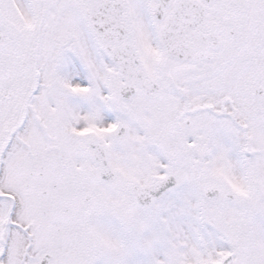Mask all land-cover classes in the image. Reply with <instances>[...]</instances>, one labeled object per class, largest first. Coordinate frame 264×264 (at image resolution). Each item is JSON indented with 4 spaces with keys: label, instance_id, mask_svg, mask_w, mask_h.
<instances>
[{
    "label": "snow or ice",
    "instance_id": "obj_1",
    "mask_svg": "<svg viewBox=\"0 0 264 264\" xmlns=\"http://www.w3.org/2000/svg\"><path fill=\"white\" fill-rule=\"evenodd\" d=\"M0 264H264V0H0Z\"/></svg>",
    "mask_w": 264,
    "mask_h": 264
}]
</instances>
